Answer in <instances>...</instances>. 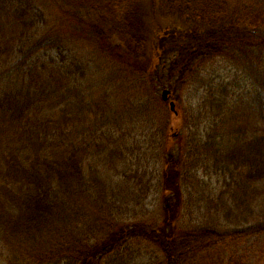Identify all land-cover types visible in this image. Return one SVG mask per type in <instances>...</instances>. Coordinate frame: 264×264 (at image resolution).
<instances>
[{
	"label": "trees",
	"instance_id": "obj_1",
	"mask_svg": "<svg viewBox=\"0 0 264 264\" xmlns=\"http://www.w3.org/2000/svg\"><path fill=\"white\" fill-rule=\"evenodd\" d=\"M71 1L88 9L83 28L96 30L100 28L99 20L115 22L116 34L100 40V50L111 58L117 53L112 59L123 73V90L144 92L143 56L132 59L136 49L141 51L144 44L135 45L140 33L133 20L139 14L140 0ZM168 1L186 27L173 25L159 36L156 66L147 73L155 75L163 59L156 87L170 89L174 100L175 90L190 81L199 67L215 56L231 53H236V72L227 67L218 83L209 84L190 120L183 114L184 120L181 114L173 115L169 129L193 124L197 134L188 139L185 152L177 159L183 167L175 169L173 156L164 167L159 187L163 188L165 218L162 224H155L128 213L126 193L131 201H135V195H142L136 188L119 193L118 182L112 180L107 172L108 162L102 158L114 144L125 149L128 143L126 136L118 137L114 131L106 130L109 125L118 124L121 109L114 107L105 90L92 97L97 89L95 83L93 89L92 85L86 89L84 85L85 91L82 90L79 81L85 72L77 62L64 66V58L46 62L33 58L34 54L23 56L30 38L27 28L32 30L38 24L36 18L44 10L36 0H0V41L5 37L20 44L10 54L14 62L18 61L9 70H24L28 75L16 94L0 96V258L3 244L17 237L40 247L51 244L48 257L41 249L42 253L28 264H145L134 261L129 243L148 241L164 253L167 264H195V255L214 245L212 234H218L212 228H176L185 202L176 181L179 171L187 165L189 172L208 166L230 171L231 180L235 175L239 180L234 182L236 206L244 212L243 207L256 204L250 215L252 225L231 232L229 238L264 234V0ZM90 10L96 13L89 14ZM120 21L127 24L126 29ZM44 45L38 41L37 46ZM170 55L173 57L169 60ZM134 74L141 81L140 86L130 84L134 83L130 80ZM22 98L24 102L19 100ZM132 98L120 100L121 106L129 110L124 113L128 122H134L146 111L145 107L137 108ZM208 128L210 134L205 136ZM174 137L169 135L168 140ZM223 143L228 149L222 148ZM223 151L226 157L221 156ZM126 169L123 172L130 179L134 173L130 166ZM147 174L148 171L137 172V186L143 197L149 191L144 184ZM185 181L187 184L188 178L181 182ZM122 202L126 204L124 212ZM89 209L95 211L96 218L93 225L87 224L88 229H84L77 217ZM228 209L233 212V208ZM63 230L66 236L57 238ZM226 238L219 235L218 241L224 243ZM220 264L224 263L220 260Z\"/></svg>",
	"mask_w": 264,
	"mask_h": 264
},
{
	"label": "rangeland",
	"instance_id": "obj_2",
	"mask_svg": "<svg viewBox=\"0 0 264 264\" xmlns=\"http://www.w3.org/2000/svg\"><path fill=\"white\" fill-rule=\"evenodd\" d=\"M38 5L44 10L43 15L37 17V25L31 30L30 26L27 30L30 32V38L24 46V53L33 58H42L41 61L53 62L64 58L62 65H68L72 61L83 66L85 75L80 79L82 90L86 86L93 89V84H96L97 89L91 93L92 97L100 95L101 91L105 90L109 94V99L114 107L121 109L118 114V124H112L106 130L114 131L118 137H127L128 143L124 149L119 144H114L109 153L105 152L102 158L108 162L107 172L112 180L118 182L120 188L119 193H126L136 188L142 196H136L135 201H131V196L127 193L124 196L129 202L130 207L127 209L131 215H141L140 217L147 222L162 224L165 218L163 189L159 187V183L163 179L164 167L168 160L173 156L175 158L176 167H183L177 159L182 156V151L185 152L188 139L193 138L197 134L196 127L193 124H188L185 127L172 126L173 112H170L168 103L162 101V89L156 87L159 81L158 71L162 72L161 66L163 59L156 68L155 75H147V73L156 66V52L160 46V37L166 33V30L173 25L186 27L183 20L174 13V7L168 0H140L139 14L133 22H136V30L140 33L138 42L135 45H142V50L136 49L137 54L132 58L143 56L142 64H144V92L123 90L120 82L123 80V73L118 67V64L112 58L100 50V40L109 35L116 34L114 30V21L99 20L97 26L100 28L90 30L83 28V18L88 14V9L81 8L80 5L73 3L71 0H36ZM96 12L90 10L89 14ZM85 14V15H84ZM122 28H127V24L123 21L119 22ZM256 26V25H254ZM95 32V33H92ZM118 37V36H117ZM33 38V39H32ZM52 40H57V44L50 43ZM38 41H42L45 45L37 46ZM20 44H17L12 39L2 37L0 41V96L14 95L23 87L28 79V75L24 70H9L14 62V57L10 55L16 50ZM59 46V48H57ZM144 46V49H143ZM163 53V55H165ZM167 56V55H166ZM236 53H231L229 56L221 55L213 57L207 61L199 69L194 76L185 85L181 86L173 94L174 100L178 103V114L187 119H191L194 115L193 108L197 106L201 96L206 92L211 83H218L221 80L220 74L225 72L227 67L233 69L235 73ZM173 57L172 55L169 56ZM110 58V60H106ZM156 63V62H155ZM242 76L244 74L242 73ZM130 80L135 86H140V80L137 75L130 76ZM92 79L93 83L90 81ZM154 80L156 83H153ZM199 80H203L199 82ZM66 83V81H64ZM129 83L127 85L131 86ZM66 95V84L64 85ZM168 89V88H167ZM92 91V90H91ZM90 91V92H91ZM21 95V97H23ZM133 97L132 102L138 105L137 108H146V111L141 113V116L134 122H128L129 119L124 116L125 112H129L121 106L120 100ZM67 97V96H64ZM71 98V96H68ZM92 100V98H88ZM23 102L24 98L19 99ZM18 100V101H19ZM16 101V102H18ZM66 102V100H65ZM123 108V109H122ZM139 112V110H138ZM204 115L202 114V117ZM184 120V118L182 117ZM178 128V129H177ZM227 133V132H225ZM210 134V129L204 131V135ZM169 135L176 136L174 139L168 140ZM228 149L227 143H223L222 148ZM224 150V151H225ZM221 156L226 157L225 152ZM109 156H114L112 159ZM238 157V155H236ZM186 157V154H184ZM219 160L220 152L217 151ZM98 159L97 157H95ZM110 159V161H108ZM240 159V158H239ZM238 158L230 161H237ZM145 164V166H144ZM179 164V165H178ZM225 165V164H224ZM128 166L132 168L131 180L123 172ZM218 167L208 166L203 167L199 171H188V165L179 171L180 192L184 198V206L180 212V219L176 222L177 229H189L197 231L200 229L212 228L217 231L212 234L214 245L208 246L204 252L199 251L195 257V264H220V260L226 264L232 261L233 264H264V234L255 237H246L242 239L229 238L230 233L235 230H242L252 225L253 220L250 217L252 208L256 209V204L246 205L243 207L244 212L236 206V185L238 182L237 175L231 180L230 171L224 172ZM228 169V166H226ZM126 169V170H127ZM148 171L144 183L148 188V194L143 197V192H140L137 184L139 180L137 176L141 172ZM183 178H188L186 184L181 182ZM124 181H127L125 184ZM181 183V184H180ZM117 189V188H116ZM122 189V190H121ZM122 211L126 210V204L121 203ZM228 208H233L230 212ZM95 211L89 209L84 213H80L77 217L78 224L86 228V225H93L95 221ZM74 219V218H73ZM157 226V225H156ZM82 233V231H81ZM83 234V233H82ZM219 235H225L227 238L224 243L218 241ZM66 236L63 230L56 237ZM200 236V235H199ZM198 236V238H199ZM203 241V239L201 240ZM199 241V242H201ZM36 243L30 240L11 239L8 244H3L1 249L0 264H28L32 258L38 257L39 254L46 253L49 256L51 244H44L45 247L35 245ZM133 248V259L138 263L148 264H167L165 262L164 253L157 246H152L150 242H143L139 245L129 243ZM43 249L42 252L40 250ZM237 262V263H236Z\"/></svg>",
	"mask_w": 264,
	"mask_h": 264
},
{
	"label": "water",
	"instance_id": "obj_3",
	"mask_svg": "<svg viewBox=\"0 0 264 264\" xmlns=\"http://www.w3.org/2000/svg\"><path fill=\"white\" fill-rule=\"evenodd\" d=\"M170 96H171V92H170V90H169V89H164L163 92H162V98H163V100H164V101H169ZM169 106H170V109H171L173 112H175V114L178 113V111H177V109H176V108H177V104H176L175 101L170 100V101H169Z\"/></svg>",
	"mask_w": 264,
	"mask_h": 264
}]
</instances>
